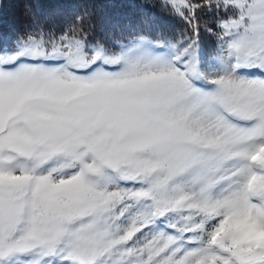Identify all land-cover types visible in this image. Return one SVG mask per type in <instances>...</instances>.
<instances>
[{
    "label": "snow or ice",
    "instance_id": "obj_1",
    "mask_svg": "<svg viewBox=\"0 0 264 264\" xmlns=\"http://www.w3.org/2000/svg\"><path fill=\"white\" fill-rule=\"evenodd\" d=\"M158 2L0 40V264H264V0Z\"/></svg>",
    "mask_w": 264,
    "mask_h": 264
},
{
    "label": "trees",
    "instance_id": "obj_2",
    "mask_svg": "<svg viewBox=\"0 0 264 264\" xmlns=\"http://www.w3.org/2000/svg\"><path fill=\"white\" fill-rule=\"evenodd\" d=\"M139 0H0V40L22 35L35 23L54 25L59 28L71 21L76 15L87 10L92 14L96 38L111 35L110 28L116 32L120 24L127 22L139 25L146 18L161 20V14L154 9L158 0L147 1V6L140 8ZM153 1V2H152ZM29 4L39 5L32 12L27 10ZM146 10V15L142 13ZM152 12V14H151ZM35 13V16H33ZM151 14V15H148ZM123 15L122 18H117ZM116 18V21L113 19ZM119 19V20H117ZM167 18H163L166 20ZM113 21V22H112ZM175 29L178 22L169 19ZM180 23V22H179Z\"/></svg>",
    "mask_w": 264,
    "mask_h": 264
},
{
    "label": "rangeland",
    "instance_id": "obj_3",
    "mask_svg": "<svg viewBox=\"0 0 264 264\" xmlns=\"http://www.w3.org/2000/svg\"><path fill=\"white\" fill-rule=\"evenodd\" d=\"M147 1H149V0H139L138 1V3H139V6H140V8H143L144 6H147L148 4H147ZM153 2V1H152ZM155 11H157V12H159L160 14L162 13V10H161V8L159 7V4H157L156 5V8L154 9ZM144 12V13H143ZM142 13L144 14V15H146L145 13H146V10H142ZM151 14H152V12H151ZM151 14H148V15H151ZM166 13H164V14H161V20H158V22H159V24L161 25V26H163L164 28H171V29H175L170 23H168L169 22V19H166V20H163V18H166ZM122 16L123 15H118V17L117 18H122ZM147 19V18H146ZM145 19V20H146ZM117 20H119V19H117ZM144 20V21H145ZM171 20V19H170ZM113 21H116V18L115 19H113ZM112 21V22H113ZM172 21H176V20H172ZM176 22H178V24H180L179 23V21H176ZM127 24H129V23H126V22H124L123 24L121 23L120 24V27H119V30L117 31V33H119L123 28H124V26L125 25H127ZM113 32V29L112 28H110V30H109V33H112ZM4 38H7V37H4ZM3 38V39H4ZM203 39L204 40H207V41H211L213 38L212 37H209V36H207V35H205L204 37H203Z\"/></svg>",
    "mask_w": 264,
    "mask_h": 264
}]
</instances>
